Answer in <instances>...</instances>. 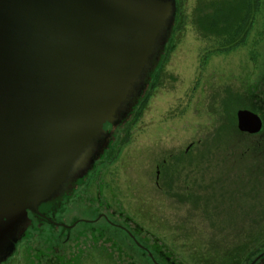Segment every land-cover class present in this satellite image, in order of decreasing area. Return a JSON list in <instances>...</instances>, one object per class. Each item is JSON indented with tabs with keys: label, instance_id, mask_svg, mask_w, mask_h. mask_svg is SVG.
Here are the masks:
<instances>
[{
	"label": "rangeland",
	"instance_id": "rangeland-1",
	"mask_svg": "<svg viewBox=\"0 0 264 264\" xmlns=\"http://www.w3.org/2000/svg\"><path fill=\"white\" fill-rule=\"evenodd\" d=\"M216 1L175 0L94 171L40 208L63 226L33 215L4 264H264V126L248 135L237 123L239 110L264 123V0L231 51L197 28Z\"/></svg>",
	"mask_w": 264,
	"mask_h": 264
},
{
	"label": "water",
	"instance_id": "water-1",
	"mask_svg": "<svg viewBox=\"0 0 264 264\" xmlns=\"http://www.w3.org/2000/svg\"><path fill=\"white\" fill-rule=\"evenodd\" d=\"M175 12V0H0V264L30 214L63 226L41 206L94 163L107 124L141 94ZM237 123L248 135L264 126L250 110Z\"/></svg>",
	"mask_w": 264,
	"mask_h": 264
},
{
	"label": "trees",
	"instance_id": "trees-1",
	"mask_svg": "<svg viewBox=\"0 0 264 264\" xmlns=\"http://www.w3.org/2000/svg\"><path fill=\"white\" fill-rule=\"evenodd\" d=\"M211 6L213 12L204 14L197 24L200 34L205 38L212 36L224 39L226 47H229L224 48L228 51L245 45L261 7V0H220Z\"/></svg>",
	"mask_w": 264,
	"mask_h": 264
},
{
	"label": "flooded vegetation",
	"instance_id": "flooded-vegetation-1",
	"mask_svg": "<svg viewBox=\"0 0 264 264\" xmlns=\"http://www.w3.org/2000/svg\"><path fill=\"white\" fill-rule=\"evenodd\" d=\"M134 100V99H133ZM132 100V101H133ZM132 101H131V103H132ZM131 105V104H130ZM109 126H111V125H108L107 124V126L105 127L106 128V131H107V134H108V127ZM104 139H105V137L102 139V141H101V143H100V145L97 147V149H96V151H94L93 153H94V156H93V158H92V160H94V163L93 164H88L89 165V168L87 169H85L84 171H79V173H76L74 176H73V179H71L70 181H69V183L66 185V188H65V190H64V192H63V194H65L67 191H68V186L71 184V183H73L75 180H80V179H84V177H85V179H86V177L92 172V171H94V168L96 167V163H97V160H98V157L100 156V154H101V152H100V148H101V144L103 143V141H104ZM83 172H85V173H83ZM83 176V177H82ZM63 194H61L60 196H58V197H61V196H63ZM57 197V198H58ZM56 199V198H55ZM33 215L32 214H30V218L32 217ZM28 231H29V229H27L26 230V233H25V235L23 236V238H21L22 240H21V242L26 238V236L28 235ZM21 235H22V233H21ZM132 237V239L134 240V242L136 243V239L133 237V236H131ZM137 244V243H136ZM138 245V244H137ZM139 246V245H138Z\"/></svg>",
	"mask_w": 264,
	"mask_h": 264
}]
</instances>
